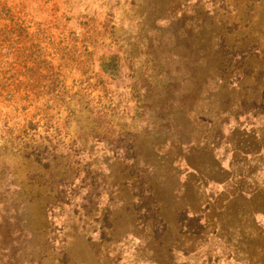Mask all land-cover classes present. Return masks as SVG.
Returning a JSON list of instances; mask_svg holds the SVG:
<instances>
[{
  "label": "rangeland",
  "instance_id": "374dc122",
  "mask_svg": "<svg viewBox=\"0 0 264 264\" xmlns=\"http://www.w3.org/2000/svg\"><path fill=\"white\" fill-rule=\"evenodd\" d=\"M233 139L264 142V0H0V264H264Z\"/></svg>",
  "mask_w": 264,
  "mask_h": 264
},
{
  "label": "crops",
  "instance_id": "0c3cea01",
  "mask_svg": "<svg viewBox=\"0 0 264 264\" xmlns=\"http://www.w3.org/2000/svg\"><path fill=\"white\" fill-rule=\"evenodd\" d=\"M250 143H251V145L249 146L247 143L244 144L243 141L239 142L237 139H233V147H264L263 141H260V142L256 141V142H254L255 144L253 143V141Z\"/></svg>",
  "mask_w": 264,
  "mask_h": 264
}]
</instances>
